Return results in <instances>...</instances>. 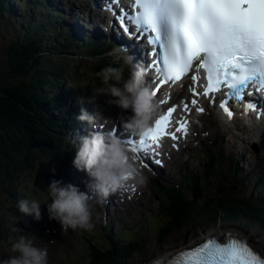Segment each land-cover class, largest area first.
Returning <instances> with one entry per match:
<instances>
[{
  "label": "trees",
  "instance_id": "obj_1",
  "mask_svg": "<svg viewBox=\"0 0 264 264\" xmlns=\"http://www.w3.org/2000/svg\"><path fill=\"white\" fill-rule=\"evenodd\" d=\"M3 3L5 0H0V10L7 9ZM31 4L33 2L27 0L25 6L30 7ZM22 15L26 18L24 21L31 22L35 35L25 31L21 38L8 43L4 60L6 70L0 73V188L12 195L18 189V176L33 172L37 160L46 159L43 168L48 173L46 175L52 176L51 182L67 177L75 150L70 144L72 135H66V132L73 129L80 99L71 101L77 93L83 97L90 85L102 86V78L97 76L102 69L108 66L117 68L107 62L110 59V55L105 53L109 52L108 48L99 41L86 43L90 47L86 55L74 56L68 50L63 51L84 44L80 41L81 35L69 24L56 30L62 40L55 45L64 46L60 54L73 55L76 61L67 66L45 65L48 42L43 31H48L57 19L45 17L40 22L44 30L39 33L37 29L40 26L29 18L31 12L25 11ZM58 55L55 54L56 57ZM79 57L86 58L89 64H80ZM76 68L82 75L79 79ZM6 77L17 78L18 81L9 83ZM259 142L264 151V139ZM213 152L210 148L207 154ZM216 159L211 157L207 159L208 165L203 164L211 171L194 178L190 195H185L186 190L180 186L175 188L171 185L172 190H167L161 198L157 197V205L148 217V228L152 223L155 226L151 235L161 236L162 232L164 239L186 226H194V220L201 218H208L209 224L218 222L220 218L227 222L241 221L243 225L260 228L264 233V163L255 164L251 169L253 180L245 181L240 176L243 173L239 172L236 160L223 157L222 167L216 168ZM188 183L185 184L187 187ZM248 186L252 190L246 191ZM100 229L105 232L101 234L102 240L85 237L81 260L75 264H123L130 253H139L144 244H141L139 232L132 237L130 234L123 237L105 226ZM248 241L264 252V246L252 239Z\"/></svg>",
  "mask_w": 264,
  "mask_h": 264
},
{
  "label": "rangeland",
  "instance_id": "obj_2",
  "mask_svg": "<svg viewBox=\"0 0 264 264\" xmlns=\"http://www.w3.org/2000/svg\"><path fill=\"white\" fill-rule=\"evenodd\" d=\"M26 1L27 0H5V3L3 4L8 10L4 8L0 10V73L5 72L6 70L4 69V60L8 43L12 39L21 38L25 31L35 35V29L31 26V22L28 23L24 21L26 18L22 14H24L25 11L31 12L29 18L39 26L40 22L45 17H56L57 19L51 23V27L48 31L46 29L44 30L41 26L37 29L39 33L44 30L43 35L48 42V48L46 49L48 50V54L44 59V64H62V66L66 64L67 66L68 64L75 62L76 60L73 59V55L60 54L63 50L62 47L64 46L58 47L55 45L59 44L62 40L57 36L56 30L58 27L61 28L68 23L71 25V22L74 20L78 22L80 28L84 29L81 24L80 15H77L74 12H84L86 20L87 10L85 9V6L78 5V2H76L77 4H74V7L78 6V8L72 9L70 4L72 3L73 5V1H70V3L67 0H30L33 2V4H31L32 6L26 7ZM56 2H59V4ZM63 7L67 9L68 7L71 8L73 13L69 17L64 16L63 12L59 9H62ZM62 17L63 19H61ZM76 22L73 23L75 24ZM87 26H89V30H92V25L87 24ZM72 28L75 29V27ZM89 30L84 29L81 32L82 35L80 41H84L83 45L77 44L74 49H64L63 51L68 50V52L74 54V56L86 55V51L88 52L90 48L86 43L88 41H100L104 43L105 47L109 50L108 53L105 52L107 55H110V59L108 58L107 62L109 63L110 61L109 64L113 63L117 68L121 67L125 59L114 52L117 51V47L113 46L111 48L106 46V44H112L104 42L106 39L102 35H91ZM77 33L79 34V32ZM54 52L55 54L59 53V55L56 57ZM78 59V62L82 65H87L90 62L86 58L79 57ZM123 67L124 79H127L128 71L130 73L131 69L128 68L127 64H123ZM76 75L78 79L82 76L79 74V68H76ZM6 81L12 83L17 82L18 79H8L6 77ZM86 84L89 86V83ZM99 87L100 86L90 85L83 97H80L81 95H79V93L74 95L71 103L76 98L80 99V102L77 105L78 109L76 111V116L80 114V108L83 107L89 113L94 110L99 111L104 119H113L112 123L120 120L119 123L123 125V122L131 116V112L122 111L118 107L108 105L107 101L110 97L96 94V90ZM82 124V122L75 120L72 124L73 129H71V132H66V135H72V137L74 135L83 136L78 130V127ZM198 125L200 126L196 132V127H198ZM193 127V133H196V136L194 135L192 141L188 143V148L192 147L194 144L196 145L188 151L187 148L173 153V160L176 161V163H174V161L170 162L171 160L167 161L168 165H166L164 178H156L157 184H154L152 183V176L155 175L153 172L152 174L149 173L147 176L143 174L146 177V183L143 186H139L143 189L140 192L135 191L130 200L124 198L123 202H120L123 206L115 205L107 210L108 207H105L104 204L111 202V200H107L108 202L105 201L103 204H100V209H92L91 223L93 227L89 230L80 228L63 230L57 221L48 219L47 204L52 201V196L48 191V187L51 183L50 177L52 176H49L50 174L46 175L48 173H45L43 168L46 159L37 160L33 172H24L18 176V189L14 195L7 193L3 188H0V260L7 259L9 256L16 254L11 251V246L16 241V238L22 234L35 237L37 239L35 241V246L47 248L48 264H75L76 261L81 260L80 255L85 246V237L102 240L101 234H104L105 232L101 231V225H105V228L107 227V229L112 230L123 237H125L126 234H130L132 237L133 235L135 236L136 232H139V238L142 240L141 244H144L139 253H130L123 264H145L150 262L153 258L159 256L164 257L167 254L173 253L180 247L196 243L205 235L213 234L216 231L222 234L224 228L241 230L248 235L250 240H255L257 244L263 247L264 233L260 231V228L243 225L241 221L227 222L222 218L214 224H209L208 218L194 220V226H186L179 231L169 234L164 239L162 232L161 236L151 235L154 232L153 229L155 226L154 223H152L150 229L148 228V217L157 205V197L159 196L161 198L165 195L164 193H167V190H172V187L177 188L178 186H180L183 191L186 190V192H184L185 195H190V190H193L192 185L195 182L193 181L194 178L199 176V174L210 173L211 171V169L203 167L204 163L208 165L207 159L217 157L214 166H216V168H221L223 165V157L227 159L233 158L238 162L240 166L239 172L243 173L240 174V176H242L245 181L247 179H249V181L253 180V177L251 176L253 170L251 169L255 164L258 165L261 162L264 163V151H262L259 142V139H264V135L262 136V134H264V129L262 132V127H257L256 125L248 127L240 121H233L228 124L222 123L218 120L212 110L196 117L193 122ZM212 140L214 143H212ZM186 146V144H183L181 148ZM208 147L212 148L214 150L213 153L215 154H206L205 151ZM71 153L74 152L71 151ZM233 159L231 160L233 161ZM72 161L71 165H69L68 170L70 173L67 177L63 176L60 179H56V181H60L65 185L70 182L69 184H73L81 190V183L79 180L75 179L78 178V175L84 174L85 184V182L87 183V181H89V178H85L86 173L82 171L78 172L73 167ZM213 176L214 174L210 177ZM180 181H184V184H179ZM187 183L188 187L185 185ZM172 184L176 185L166 187ZM252 188L254 189V184ZM250 189L251 188L248 186L245 190L249 191ZM240 191L242 192V190L239 189V192ZM21 199H35L42 203L40 205L41 219L39 221L35 220L32 216H25L18 211L16 203ZM95 218H97L98 222H94ZM13 225L21 230L20 233H14L11 231ZM101 242L103 243V241Z\"/></svg>",
  "mask_w": 264,
  "mask_h": 264
},
{
  "label": "snow or ice",
  "instance_id": "obj_3",
  "mask_svg": "<svg viewBox=\"0 0 264 264\" xmlns=\"http://www.w3.org/2000/svg\"><path fill=\"white\" fill-rule=\"evenodd\" d=\"M131 7V13L121 10L116 18L129 39L145 40L150 49L147 54L153 59L147 68L159 81L153 97L161 85H175L195 67L204 75L203 81L199 74L191 76L189 91L194 97L202 94L215 103L221 94L219 108L229 121L234 116L231 101L242 103L245 115L251 111H256L258 118L264 115L255 102L246 100L253 92L264 95V0H132ZM106 10L112 11L111 5ZM198 84L202 93L196 90ZM197 103L191 101L193 106ZM181 104L187 111L188 105ZM175 111V106L168 108L138 142L124 141L137 158L139 154L159 155L165 137L176 141V133L187 136L186 120L177 121L175 131H169ZM196 111L202 114L204 109L197 107ZM155 163L161 165L159 159ZM142 166L147 165L142 162ZM166 264H264V253L244 238L227 234L181 252Z\"/></svg>",
  "mask_w": 264,
  "mask_h": 264
},
{
  "label": "clouds",
  "instance_id": "obj_4",
  "mask_svg": "<svg viewBox=\"0 0 264 264\" xmlns=\"http://www.w3.org/2000/svg\"><path fill=\"white\" fill-rule=\"evenodd\" d=\"M123 64L130 65V58L125 59ZM123 64L118 68L105 67L97 73L102 78V86L96 90V94L110 97L108 105L130 111L131 116L123 122V128L130 135L140 136L151 128L159 114V105L145 80L144 71L133 67L128 78L124 79ZM102 118L99 111L89 113L81 107L76 120L86 122L92 131L70 138L76 153L73 167L78 172L86 173L89 178L85 191L73 184L65 185L55 180L48 187L52 196L51 203L47 204L48 219L57 221L63 230L91 229L94 204H103L112 194L128 192L133 185L143 186L146 183V177L135 162L136 158L121 139L110 133L95 131ZM41 204L35 199H21L16 207L20 213L39 221ZM11 231L20 233L21 230L13 225ZM36 240L35 237L20 234L11 246V251L16 254L0 260V264H48V250L35 246Z\"/></svg>",
  "mask_w": 264,
  "mask_h": 264
},
{
  "label": "bare ground",
  "instance_id": "obj_5",
  "mask_svg": "<svg viewBox=\"0 0 264 264\" xmlns=\"http://www.w3.org/2000/svg\"><path fill=\"white\" fill-rule=\"evenodd\" d=\"M54 1V0H53ZM9 2V1H8ZM57 3V2H56ZM71 3V2H70ZM70 3H68V4H70ZM77 4V3H76ZM81 4V2H79L78 1V5H80ZM61 5V4H60ZM62 5H65V4H62ZM71 5V8L72 9H74V8H76V7H74L75 5H74V2H73V5H72V3L70 4ZM59 6V5H58ZM68 6V5H67ZM60 7V6H59ZM59 13H61V12H59ZM72 24V27H75V25H76V23L74 24L73 22H71ZM92 33H96L98 36L99 35H101V33H102V31H101V29H100V26L99 25H96V22H94L93 24H92ZM102 36L107 40V38L102 34ZM89 37V36H88ZM122 37L124 38V39H126L123 35H122ZM87 39V38H86ZM104 39V40H105ZM99 40V39H98ZM102 40V39H101ZM93 42V41H92ZM100 42V41H99ZM105 42V41H104ZM102 43V42H101ZM107 49V48H106ZM136 62V61H135ZM138 63H139V65H141V60L139 59L138 60ZM128 73H129V71H128ZM126 74V73H125ZM128 78V77H127ZM91 112H93V111H91ZM126 116H127V114H126ZM129 116V115H128ZM103 117V116H102ZM116 117V116H115ZM114 117V118H115ZM193 118V117H192ZM235 119V118H234ZM233 119V120H234ZM246 120V122L249 124L250 123V120L248 119V117L245 119ZM113 122V119H111L110 120V118L109 119H104V117L101 119V120H99L98 121V124H100L101 125V127H102V129H101V132L102 133H104V131L103 130H108V129H110L109 127L110 126H112V125H114L116 122H114V123H112ZM122 122V121H121ZM221 122L222 123H226L224 120H221ZM228 124V123H227ZM203 129H205V128H203ZM89 131H92V129L90 128V127H86V132H87V134H88V132ZM95 131H98L97 129H95ZM206 131V130H205ZM194 135L196 136V133H193V130L192 131H190L188 134H187V136L185 137L186 138V141H187V144L189 143V142H191L192 141V138L194 137ZM182 151V149H180V148H176V150L174 151V152H176V151ZM164 162H162L161 163V165H157L156 163H154V164H150L147 168L148 169H151V171L155 174V175H153V182H156L157 183V179L156 178H164L165 177V174H164V172L166 171V165H168L167 164V161H170V162H173L174 160H173V154H167V155H165L164 156ZM178 162V161H177ZM174 163H176V161H174ZM88 176L85 174V178H87ZM89 181H87V183H88ZM70 182H68V183H66V184H69ZM86 182H85V184H87ZM172 185H176V184H172ZM169 186H171V185H169ZM169 186H166V187H169ZM160 187H162V186H160ZM163 188V187H162ZM143 188H141V187H139V186H135L134 188H131L128 192H124L121 196H119V197H117V198H115V199H113V200H111V202H109V203H106V204H104L105 205V207H108V209L107 210H109L110 209V207H114L115 205H117V206H123L122 205V203H120V202H123V200H124V198H128L129 200L130 199H132V196H133V194L135 193V191H137V192H140L141 190H142ZM108 202V201H107ZM129 206V205H128ZM100 207V204H94L93 205V208L92 209H94V210H98V209H100L99 208ZM116 208V207H115ZM114 208V209H115ZM133 210V209H132ZM224 230H226V231H224ZM237 233V234H239V235H242V236H245V238H248V235L245 233V232H243V231H241V230H238V229H235V228H224L223 229V233L221 234L220 232H218V231H216L215 233H213V234H208V235H205L202 239H199L198 241H203V240H208V239H210L211 237H224V236H226L228 233ZM191 245V244H190ZM189 246V245H188ZM172 254V253H171ZM170 256V254H167V255H165L164 257L163 256H159V257H156V258H153L150 262H147V263H145V264H156V262L157 261H160L161 263H162V261L163 260H165L166 259V262H168V261H170V259H168V257ZM166 262H164V264H166Z\"/></svg>",
  "mask_w": 264,
  "mask_h": 264
}]
</instances>
